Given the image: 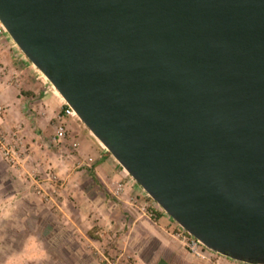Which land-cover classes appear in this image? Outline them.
I'll return each mask as SVG.
<instances>
[{
    "label": "water",
    "instance_id": "95a60500",
    "mask_svg": "<svg viewBox=\"0 0 264 264\" xmlns=\"http://www.w3.org/2000/svg\"><path fill=\"white\" fill-rule=\"evenodd\" d=\"M0 21L180 225L264 264V0H0Z\"/></svg>",
    "mask_w": 264,
    "mask_h": 264
},
{
    "label": "rangeland",
    "instance_id": "374dc122",
    "mask_svg": "<svg viewBox=\"0 0 264 264\" xmlns=\"http://www.w3.org/2000/svg\"><path fill=\"white\" fill-rule=\"evenodd\" d=\"M28 71L64 99L0 21V264H249L194 254L179 235L182 225L112 154L103 178L95 160L74 158L77 146L66 142L71 128L54 140L63 108L47 107L42 89L10 110V99L25 95ZM14 77L19 82L10 85ZM5 146L16 152V166Z\"/></svg>",
    "mask_w": 264,
    "mask_h": 264
},
{
    "label": "crops",
    "instance_id": "0c3cea01",
    "mask_svg": "<svg viewBox=\"0 0 264 264\" xmlns=\"http://www.w3.org/2000/svg\"><path fill=\"white\" fill-rule=\"evenodd\" d=\"M44 82V80L36 81L33 76L31 77L29 71L26 72L25 80H23L25 95L19 96L18 94H15L12 99H10V110L19 107L25 101V97H27L28 94L37 92L40 89L43 90L42 102H44L47 107L54 106V110L62 109L65 106L66 101L57 97L54 93H48L51 88L47 87ZM67 124L68 130L71 128V133L70 138L66 142H68L67 144L69 145L77 146L75 149L78 151L73 157L79 159H87L90 157L92 160H95L96 163L94 164V168L96 174L99 178H103V167L111 159V153L101 147L98 139L91 133L86 125L78 123L74 118L68 119ZM39 127L42 126L39 124ZM24 128L23 130H25ZM63 144L65 145L66 143L64 142ZM17 192L18 191L13 192L14 197L18 196Z\"/></svg>",
    "mask_w": 264,
    "mask_h": 264
},
{
    "label": "built area",
    "instance_id": "2783aa9c",
    "mask_svg": "<svg viewBox=\"0 0 264 264\" xmlns=\"http://www.w3.org/2000/svg\"><path fill=\"white\" fill-rule=\"evenodd\" d=\"M13 80V77H12ZM11 80V81H12ZM19 82L18 77H14V81L10 82V85L17 84ZM5 84V83H4ZM3 85V83H0V87ZM4 105L0 103V112L3 111ZM79 118L74 108L69 105L67 102L65 103V106L63 107L62 111H60L56 115V120L58 123L57 131L54 136V140L58 142H62L68 134V119L70 118ZM4 148V154L9 161V163L13 166H16L18 163L16 152L12 147L5 146ZM92 160V158H90ZM41 192V191H40ZM179 235L183 238V241L185 244L189 247V249L196 254L199 257L207 258L209 255L207 254L208 251H211L214 254L223 255L219 252L209 248L207 245H205L201 240H199L196 236L191 234L187 229H185L183 226H181V231L179 232Z\"/></svg>",
    "mask_w": 264,
    "mask_h": 264
}]
</instances>
